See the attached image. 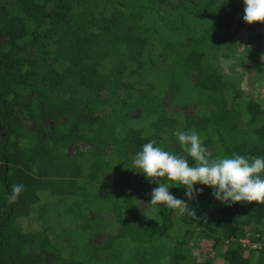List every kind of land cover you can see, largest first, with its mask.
Returning <instances> with one entry per match:
<instances>
[{
    "label": "trees",
    "instance_id": "16d2710c",
    "mask_svg": "<svg viewBox=\"0 0 264 264\" xmlns=\"http://www.w3.org/2000/svg\"><path fill=\"white\" fill-rule=\"evenodd\" d=\"M239 13L243 0H0V264H264L250 245L264 204L197 184L192 200L169 189L195 215L146 211L158 183L131 168L150 140L187 156L174 133L192 129L213 157L264 156L263 102L224 72L240 27L264 48Z\"/></svg>",
    "mask_w": 264,
    "mask_h": 264
},
{
    "label": "clouds",
    "instance_id": "9594fccd",
    "mask_svg": "<svg viewBox=\"0 0 264 264\" xmlns=\"http://www.w3.org/2000/svg\"><path fill=\"white\" fill-rule=\"evenodd\" d=\"M243 5L246 23H264V0H243ZM174 135L187 156L168 152L157 146L156 140H150L133 157L131 168L142 173L150 183H158V187L151 190L148 205L157 211L163 206L180 216L195 215L189 204L175 197L169 189L184 187L185 196L192 200L203 191L195 187L197 184L212 188L215 199L225 205L264 204V156L233 153L213 157L195 129L176 131ZM187 157H191L194 164H190ZM164 180L167 182H162ZM23 190L24 185H13L8 202L14 203Z\"/></svg>",
    "mask_w": 264,
    "mask_h": 264
},
{
    "label": "rangeland",
    "instance_id": "374dc122",
    "mask_svg": "<svg viewBox=\"0 0 264 264\" xmlns=\"http://www.w3.org/2000/svg\"><path fill=\"white\" fill-rule=\"evenodd\" d=\"M238 18H243L242 14L239 13L237 15ZM259 31H261L264 34V23H261L259 28ZM237 39L241 40L240 45L237 48V54L239 56V58L241 59L240 63L239 60L237 58H234V60H230V63L225 65V73L226 75L231 76L232 78L237 80L238 85L240 86V88L243 90V96L246 97L247 95H251L254 96L258 99L261 100L262 105L264 106V59H262V57H264V48L263 50H261L260 52H253L252 51V46L250 45V40L247 38L248 33L246 32L245 28L240 27L237 30ZM264 36L262 38H260L259 43L263 44L264 42ZM246 45H249L248 47H246ZM249 57H253L254 59H257L259 61V63L261 64L258 68H255L256 70V79H250L248 72H242L245 70V68L243 69V67L241 65H249L251 62H255V61H251L249 59ZM256 60V61H257ZM232 62V63H231ZM237 76H240L239 79H237ZM169 101V100H167ZM168 106H170V102H168ZM199 112H205V109L202 107H200L198 109ZM146 211H150V212H156L157 210H155L153 207H149V205H146V207L144 208ZM114 227V224H113ZM180 232L181 229L176 228H172V233L175 234L177 232ZM178 232V233H179ZM105 254L101 251L100 252V257H104ZM57 261H62V260H66L64 258H57ZM60 263V262H58Z\"/></svg>",
    "mask_w": 264,
    "mask_h": 264
},
{
    "label": "built area",
    "instance_id": "2783aa9c",
    "mask_svg": "<svg viewBox=\"0 0 264 264\" xmlns=\"http://www.w3.org/2000/svg\"><path fill=\"white\" fill-rule=\"evenodd\" d=\"M247 240H246V238H244V239H242V243L244 244V243H247L246 242ZM250 245L251 246H253V247H255V246H257V247H259V246H264V241L263 242H253V243H250Z\"/></svg>",
    "mask_w": 264,
    "mask_h": 264
}]
</instances>
